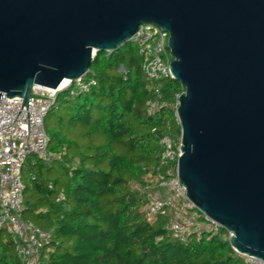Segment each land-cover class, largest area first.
Wrapping results in <instances>:
<instances>
[{"label": "water", "instance_id": "obj_1", "mask_svg": "<svg viewBox=\"0 0 264 264\" xmlns=\"http://www.w3.org/2000/svg\"><path fill=\"white\" fill-rule=\"evenodd\" d=\"M169 33L186 198L264 261V0H0V102L87 76L139 27Z\"/></svg>", "mask_w": 264, "mask_h": 264}, {"label": "trees", "instance_id": "obj_2", "mask_svg": "<svg viewBox=\"0 0 264 264\" xmlns=\"http://www.w3.org/2000/svg\"><path fill=\"white\" fill-rule=\"evenodd\" d=\"M87 76L96 83L89 92H60L45 120L51 162L29 156L22 170L24 218L49 233L40 264H244L224 230L173 241L167 219H150L137 189L155 193L160 139L182 135L181 85L160 81L164 105L149 114L156 95L133 42L98 53ZM56 165L61 172L53 179ZM0 264H22L5 228Z\"/></svg>", "mask_w": 264, "mask_h": 264}, {"label": "built area", "instance_id": "obj_3", "mask_svg": "<svg viewBox=\"0 0 264 264\" xmlns=\"http://www.w3.org/2000/svg\"><path fill=\"white\" fill-rule=\"evenodd\" d=\"M168 40L169 33L153 24L140 26L133 40L141 57L142 72L156 95L147 104L148 113L151 115L156 114L164 105L160 81L173 79L171 64L174 59L168 48ZM95 84L94 80L86 81L83 77L76 82L69 81L67 86L57 90L35 87L27 105L18 97L8 98L3 95L1 98L0 230H7L15 254L22 264H40L42 251L49 239L48 232L42 231L32 221L24 218V164L29 156H36L44 163L51 162L52 156L48 151L50 139L44 124L57 102L58 94L70 88L72 95L88 93ZM176 107L178 108V98ZM181 144L182 135L178 139L169 134L161 137L158 175L154 180L156 191L149 193L150 187L137 189L146 195L148 217L166 218L171 239L186 244L194 236L199 239L203 235L219 234L224 229L205 217L186 198V187L179 182ZM224 231L225 239L230 241L232 234ZM236 253L244 259V264H264V261L255 257Z\"/></svg>", "mask_w": 264, "mask_h": 264}, {"label": "rangeland", "instance_id": "obj_4", "mask_svg": "<svg viewBox=\"0 0 264 264\" xmlns=\"http://www.w3.org/2000/svg\"><path fill=\"white\" fill-rule=\"evenodd\" d=\"M134 43V45L137 47V44L135 43V42H133ZM144 77H145V79H146V76L144 75ZM86 79H88V76L87 77H85ZM61 172V166L60 165H56L55 166V168H54V171H53V176H52V178L53 179H55V178H57L58 176H59V173ZM62 182H64V183H67L68 182V179L66 178V177H64L63 179H62ZM154 185H156V184H154ZM153 185V186H154ZM27 197H28V194H27Z\"/></svg>", "mask_w": 264, "mask_h": 264}, {"label": "bare ground", "instance_id": "obj_5", "mask_svg": "<svg viewBox=\"0 0 264 264\" xmlns=\"http://www.w3.org/2000/svg\"><path fill=\"white\" fill-rule=\"evenodd\" d=\"M69 84V81H64L62 83V85L60 86V88H64L65 86H67Z\"/></svg>", "mask_w": 264, "mask_h": 264}]
</instances>
